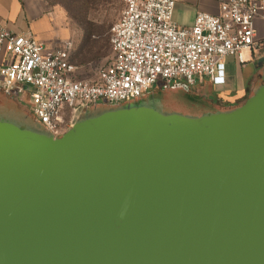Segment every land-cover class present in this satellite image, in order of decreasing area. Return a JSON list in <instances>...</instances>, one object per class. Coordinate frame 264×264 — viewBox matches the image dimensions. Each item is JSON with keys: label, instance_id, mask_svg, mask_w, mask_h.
Instances as JSON below:
<instances>
[{"label": "water", "instance_id": "95a60500", "mask_svg": "<svg viewBox=\"0 0 264 264\" xmlns=\"http://www.w3.org/2000/svg\"><path fill=\"white\" fill-rule=\"evenodd\" d=\"M166 100L57 138L0 110V264H264V74L226 110Z\"/></svg>", "mask_w": 264, "mask_h": 264}, {"label": "built area", "instance_id": "2783aa9c", "mask_svg": "<svg viewBox=\"0 0 264 264\" xmlns=\"http://www.w3.org/2000/svg\"><path fill=\"white\" fill-rule=\"evenodd\" d=\"M177 0H124L110 30L112 58L98 79H78L72 44L48 46L32 31L16 33L0 22V89L27 93L29 110L54 137H61L87 108L144 97L159 81L195 87L227 82L226 58L239 64L264 50L255 21L264 20V0H226L217 15L199 12L190 27L173 20Z\"/></svg>", "mask_w": 264, "mask_h": 264}, {"label": "rangeland", "instance_id": "374dc122", "mask_svg": "<svg viewBox=\"0 0 264 264\" xmlns=\"http://www.w3.org/2000/svg\"><path fill=\"white\" fill-rule=\"evenodd\" d=\"M48 4L49 13L54 19L56 26L65 33V42L72 44L73 61L82 67L87 76L92 77L98 69L105 65L112 56L110 46V30L112 25L120 18L124 9V0H45ZM247 62L242 71L244 74L254 75L259 64L258 73L264 74V50L258 49L254 53H247ZM243 64H239L234 56H230L226 62L227 74L232 73L235 81H239L240 70ZM251 84V81H249ZM263 83V82H262ZM175 85V84H174ZM167 86L162 81L148 92L151 99H167L168 106L182 113H196L197 111L226 110L241 105L255 91L249 90L248 96L239 101L229 103L221 98L218 104L211 106V99L200 86L190 87L184 82H178L175 86ZM202 89V91H200ZM216 93L228 97L227 86ZM206 100V101H204ZM209 103H213L212 101ZM115 104H101L90 110L98 111L111 108ZM215 105V106H214ZM232 105V106H231ZM234 105V106H233ZM13 109L21 114L27 115L32 123L36 120L30 113L27 104L5 94L0 90V110Z\"/></svg>", "mask_w": 264, "mask_h": 264}, {"label": "crops", "instance_id": "0c3cea01", "mask_svg": "<svg viewBox=\"0 0 264 264\" xmlns=\"http://www.w3.org/2000/svg\"><path fill=\"white\" fill-rule=\"evenodd\" d=\"M224 1L226 0H177L173 20L179 26L190 27L194 24L199 12L219 14L221 3ZM0 22L16 33L30 30L37 39L45 42L48 46L58 47L65 42V33L56 26L45 0H0ZM255 27L257 34L264 36V20L257 19ZM73 49L72 47L70 50V61L78 66L76 77L78 79L96 81L98 79V71L92 77L87 76V73L82 70L83 66L73 61ZM229 57L226 58V62ZM111 58L107 63L110 62ZM4 59L5 55L3 53L0 54V61ZM245 64L241 66L239 81L234 80L232 73L227 74L226 72L227 82L224 86L215 87L209 81L200 82L197 86L204 89L207 96H210L215 101L219 99V94L215 90L218 91L227 86L228 92L232 91V96L235 95L234 97L238 99L245 91L246 85L250 80L251 74H244L242 71ZM260 66L262 64H259L258 68Z\"/></svg>", "mask_w": 264, "mask_h": 264}, {"label": "flooded vegetation", "instance_id": "af4514ba", "mask_svg": "<svg viewBox=\"0 0 264 264\" xmlns=\"http://www.w3.org/2000/svg\"><path fill=\"white\" fill-rule=\"evenodd\" d=\"M255 71L256 72L254 73V75H252V74L250 75V80L249 81H251V84L248 82V84L246 85L245 91L243 92L242 95H240V97L237 99V101H239L241 98H245L246 96H248L249 90L251 91V89H255V87L257 86L258 82L261 80V77H262L263 73H260V72L258 73V68ZM9 96L21 101L22 103L27 104L28 107H29V96H28L27 93H25V92L24 93H16V92H14V93L9 94ZM204 101H206V100H204ZM209 101L210 102L212 101L213 103H209ZM218 101H220V99H217V101H215L213 99H210V100H208V104L213 106V104H218Z\"/></svg>", "mask_w": 264, "mask_h": 264}, {"label": "trees", "instance_id": "16d2710c", "mask_svg": "<svg viewBox=\"0 0 264 264\" xmlns=\"http://www.w3.org/2000/svg\"><path fill=\"white\" fill-rule=\"evenodd\" d=\"M221 98H225L226 101H228L229 103H234L237 100L236 97H228L227 95L222 96L219 94V99H221ZM103 104H106V102H103Z\"/></svg>", "mask_w": 264, "mask_h": 264}]
</instances>
